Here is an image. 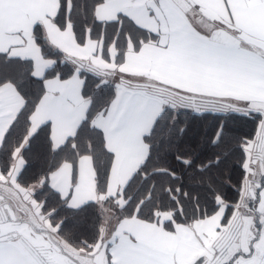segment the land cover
Masks as SVG:
<instances>
[{
  "label": "snow or ice",
  "instance_id": "obj_1",
  "mask_svg": "<svg viewBox=\"0 0 264 264\" xmlns=\"http://www.w3.org/2000/svg\"><path fill=\"white\" fill-rule=\"evenodd\" d=\"M0 264H264V0H0Z\"/></svg>",
  "mask_w": 264,
  "mask_h": 264
}]
</instances>
